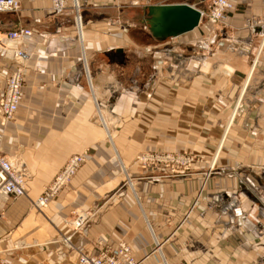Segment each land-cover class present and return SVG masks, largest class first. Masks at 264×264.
I'll return each instance as SVG.
<instances>
[{
	"label": "crops",
	"instance_id": "1",
	"mask_svg": "<svg viewBox=\"0 0 264 264\" xmlns=\"http://www.w3.org/2000/svg\"><path fill=\"white\" fill-rule=\"evenodd\" d=\"M16 1V12L0 14V33L32 35L18 47L21 100L0 125V151L23 161L31 180L3 203L0 260L77 264L99 244L125 242L139 264H264V0H229L215 26L208 3L191 4L204 15L177 36L154 33L155 7L181 2L63 0L56 13L53 0ZM13 68L0 56V98ZM155 148L201 160L189 177L163 171L158 182L134 166ZM82 153L66 188L34 207ZM82 212L88 226L72 231L65 221Z\"/></svg>",
	"mask_w": 264,
	"mask_h": 264
},
{
	"label": "built area",
	"instance_id": "2",
	"mask_svg": "<svg viewBox=\"0 0 264 264\" xmlns=\"http://www.w3.org/2000/svg\"><path fill=\"white\" fill-rule=\"evenodd\" d=\"M63 8V0H53V9L56 13H60ZM233 8L234 6L229 0H211L210 10L205 16L208 18L209 23L218 24L225 14L232 11ZM17 10L18 3L16 0H0V14L13 13ZM201 15L203 17L204 13ZM31 35L32 32L28 29L0 33V56L9 59L14 65L13 70L5 80L0 98L1 126H5L7 122L14 119L20 105L24 79V58L22 51L18 47L23 45L25 40ZM85 160L86 153L72 155L51 183L44 188L41 196L34 202V207L37 209L46 207L53 198L66 188ZM190 162L189 159H182L181 157H175L174 154L157 150L140 153L135 160V163L141 168H164L175 171L174 168L180 165L179 172L181 174L184 172L182 167L185 170L189 167ZM30 180L31 174L23 161L19 158L6 157L0 151V220L3 217V203L24 196L27 183ZM90 218L91 215L86 213L76 214L72 220L65 221V224L72 231H80L88 226ZM70 238V236H65L62 239L63 244L67 248H72ZM98 246L96 248L97 253L94 255L79 254L77 264H139L133 257L130 246L125 242H119L115 249L109 246L103 247L100 244ZM0 264L7 263L4 260H0Z\"/></svg>",
	"mask_w": 264,
	"mask_h": 264
},
{
	"label": "water",
	"instance_id": "3",
	"mask_svg": "<svg viewBox=\"0 0 264 264\" xmlns=\"http://www.w3.org/2000/svg\"><path fill=\"white\" fill-rule=\"evenodd\" d=\"M155 12L158 21L153 31L162 36H177L190 32L198 27L202 18L199 9L186 3L157 6Z\"/></svg>",
	"mask_w": 264,
	"mask_h": 264
},
{
	"label": "rangeland",
	"instance_id": "4",
	"mask_svg": "<svg viewBox=\"0 0 264 264\" xmlns=\"http://www.w3.org/2000/svg\"><path fill=\"white\" fill-rule=\"evenodd\" d=\"M165 2H167V3H173V2H181V3H186V4H194L195 6H202L204 3H208V8H207V13L209 12V10H210V5H211V0H206V1H201V0H164ZM206 13V14H207ZM206 19H207V21H208V18L206 17ZM76 22H77V20H76ZM210 25H212V26H215V25H217V24H211V23H209ZM219 24V23H218ZM78 26V25H77ZM79 29V28H78ZM80 33V32H79ZM81 35V34H80ZM230 122H231V120H230ZM230 122H229V125H230ZM228 125V124H227ZM229 127V126H228ZM109 132V131H108ZM107 138L109 139V140H112V134L111 133H109L108 135H107ZM154 150H157V151H160V152H165V153H171V154H174L175 155V157H181L182 159H189L191 162L189 163V167H187L185 170H184V168L182 167V170L184 171L183 172V174H181V172H179L180 171V168H181V166L180 165H177L175 168H174V170L175 171H171L170 169L168 170V169H164V168H159V169H153V168H141V167H139L136 163H135V160H136V158L134 159V166H136V167H138V168H140V169H142L143 171L145 170V171H149L151 174L148 176L149 178H151L152 180H155V181H161L162 180V178L163 177H165V176H163V175H161V174H158V173H163V171H167V173H168V175L169 176H171V177H173V178H187V177H189L191 174H192V171H193V164L196 162V161H200L201 160V158L200 157H198L197 155H195L194 153H192V152H188V151H183V150H181V149H178V148H169V149H162V148H155V149H149V150H144V151H142V152H140V153H143V152H145V151H154ZM139 153V154H140ZM138 154V155H139ZM137 155V156H138ZM179 155H181V156H179ZM136 156V157H137ZM214 170V165L212 164V165H210L209 167H208V171H207V173H206V175H209L212 171ZM178 171V172H177ZM125 185L127 186V187H133V184L132 183H134L133 182V179H132V177H130V175L129 174H127V173H125ZM43 208V207H42ZM83 213V212H82ZM79 214H81V213H79ZM73 219V218H72ZM71 219V220H72Z\"/></svg>",
	"mask_w": 264,
	"mask_h": 264
},
{
	"label": "bare ground",
	"instance_id": "5",
	"mask_svg": "<svg viewBox=\"0 0 264 264\" xmlns=\"http://www.w3.org/2000/svg\"><path fill=\"white\" fill-rule=\"evenodd\" d=\"M203 12L201 11V14H202ZM77 25H78V28H79V32H80V34L82 35V31H81V28H82V22H81V19L78 17L77 18ZM80 35V36H81ZM1 46H3L2 44H1ZM107 123V122H106ZM105 123V124H106Z\"/></svg>",
	"mask_w": 264,
	"mask_h": 264
}]
</instances>
